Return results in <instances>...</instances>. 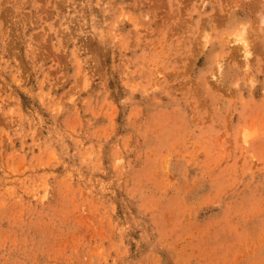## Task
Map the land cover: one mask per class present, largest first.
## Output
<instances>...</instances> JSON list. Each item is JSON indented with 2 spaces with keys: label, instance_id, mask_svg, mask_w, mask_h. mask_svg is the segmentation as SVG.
<instances>
[{
  "label": "rangeland",
  "instance_id": "1",
  "mask_svg": "<svg viewBox=\"0 0 264 264\" xmlns=\"http://www.w3.org/2000/svg\"><path fill=\"white\" fill-rule=\"evenodd\" d=\"M0 264H264V0H0Z\"/></svg>",
  "mask_w": 264,
  "mask_h": 264
},
{
  "label": "bare ground",
  "instance_id": "2",
  "mask_svg": "<svg viewBox=\"0 0 264 264\" xmlns=\"http://www.w3.org/2000/svg\"><path fill=\"white\" fill-rule=\"evenodd\" d=\"M241 29H243V27H242ZM237 36H239V35H236V34H235V38H234L233 42H234V41H235V42L237 41V39H236ZM204 39H205L204 44L206 45V44H207V37L204 38ZM231 39H232V38H231ZM231 39H230V38L228 39L229 42L231 41ZM228 40H227V41H228ZM231 42H232V41H231ZM226 44H227V43H226ZM228 44H229V43H228ZM207 46H209V45H207ZM229 47H230V46H229ZM223 58H224V57H223ZM221 60H223V59H221ZM221 60L216 62V65H217V68H216V69H217V70H220L221 67H222Z\"/></svg>",
  "mask_w": 264,
  "mask_h": 264
}]
</instances>
